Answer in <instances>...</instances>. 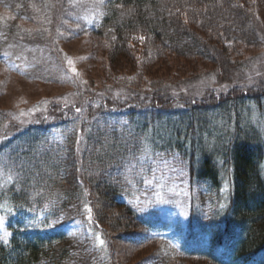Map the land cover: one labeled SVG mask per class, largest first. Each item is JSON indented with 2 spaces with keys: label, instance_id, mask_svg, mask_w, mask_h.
<instances>
[{
  "label": "trees",
  "instance_id": "1",
  "mask_svg": "<svg viewBox=\"0 0 264 264\" xmlns=\"http://www.w3.org/2000/svg\"><path fill=\"white\" fill-rule=\"evenodd\" d=\"M0 6L15 14L0 20V62L17 63L13 70L30 78L65 71L55 34L73 0H0ZM98 6L85 28L114 41L115 57L128 58L134 41L147 38L152 54L219 60L227 78L238 73L237 85L224 79L214 93L210 82L190 89L205 79L194 76L147 93L117 96L107 87L94 91L91 103L2 138L0 264H117L104 222L120 241L161 244V252L137 264L171 258L264 264V129L248 120L255 113L264 122V77L241 84L246 63L228 54L236 42L264 44V26L237 0H101ZM39 8L54 18L48 62L19 24L33 21ZM128 83L119 87L135 85ZM8 118L0 112V128ZM155 118L166 119L161 128ZM173 188L184 196L182 206L160 197ZM111 208L118 212L111 215Z\"/></svg>",
  "mask_w": 264,
  "mask_h": 264
},
{
  "label": "rangeland",
  "instance_id": "2",
  "mask_svg": "<svg viewBox=\"0 0 264 264\" xmlns=\"http://www.w3.org/2000/svg\"><path fill=\"white\" fill-rule=\"evenodd\" d=\"M100 1L73 0L72 12L66 13L65 20L60 27L61 30L55 34V49L60 54V57H56L64 61L65 71L55 68L51 75L46 74L45 79L30 78L32 76L27 77L13 70L14 67H18L17 63L9 68L6 63L0 62V112L3 114L6 112L9 116L7 124L0 128V140L18 131L25 124L41 122L48 114L55 115L63 109L91 103L90 95L94 91L102 92V89L107 87L112 89L113 94L117 96L124 95V93H147L145 91L151 89L153 85L165 88L189 83L188 81H192L194 76H201L200 78L203 76L205 79L197 78L194 85L191 84L190 89L193 87L195 90L201 89L205 83L210 82L214 93L215 88L222 89L220 85L224 79L231 83L229 86H235L234 80L238 79V73L234 76L235 79L227 78L223 72L225 67L219 65V60L213 62L201 56H183L175 54L171 50H162L163 53L152 54L153 52L148 49L149 46L144 43L145 41L149 42L147 38H138L137 41L142 40L138 44L134 41L132 52H129L128 58L115 57L112 52L114 41L103 36L92 35L84 26L88 20L94 19L93 17L98 14ZM263 1L237 0L264 26ZM46 10L39 8L38 15L33 21L22 19L19 21L23 31L21 33L27 32V38L32 36L34 40L37 39L33 44L38 45L35 53L41 60H47L49 56L46 51L49 50L48 47H51L49 38L52 20L54 21L52 16L49 17L50 11ZM14 15L13 10L0 6V20H13ZM208 36L213 40L212 35L208 33ZM51 50L54 52L53 49ZM54 54L56 53L54 52ZM228 54L233 60L238 61V65L241 62L246 63V72L241 77L243 82L241 84L250 86L251 84L247 83L252 82L255 75L263 74L261 77H264V44L250 45L236 42L229 44ZM114 57L122 65V69L119 71L114 69L116 68L115 62H113L115 61ZM48 61L50 60L48 59ZM19 62L23 68L29 65L26 61L19 60ZM130 63H133L134 66L130 67ZM117 75L120 76L117 77ZM128 82L135 85L123 90L119 87ZM83 88V91L80 90ZM248 120L253 125L264 129V122L255 113ZM164 121H166L165 118H157L155 125L161 128ZM162 131L165 133L164 129ZM4 161L5 156L0 153V162ZM160 197L164 199L169 197L177 205H183L184 196L175 194L174 188L162 192ZM117 210L115 208L108 209L111 215L118 212ZM104 224L111 231H109L112 237L111 246L115 252L114 257L117 264H137L161 252V244L158 242L134 246L120 241L117 231L112 230L106 222ZM168 264H207V262L192 258H171Z\"/></svg>",
  "mask_w": 264,
  "mask_h": 264
},
{
  "label": "snow or ice",
  "instance_id": "3",
  "mask_svg": "<svg viewBox=\"0 0 264 264\" xmlns=\"http://www.w3.org/2000/svg\"><path fill=\"white\" fill-rule=\"evenodd\" d=\"M73 71H75V69H73ZM77 111H79V109H77ZM221 207H223V205H221ZM100 243H101V244H103V243H104V241H103V240H101V241H100Z\"/></svg>",
  "mask_w": 264,
  "mask_h": 264
}]
</instances>
